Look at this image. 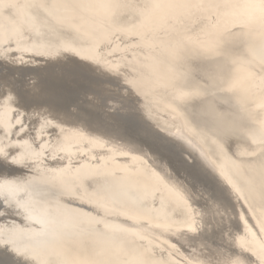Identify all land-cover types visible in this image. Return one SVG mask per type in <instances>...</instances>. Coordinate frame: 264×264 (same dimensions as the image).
<instances>
[{"label": "snow or ice", "instance_id": "obj_1", "mask_svg": "<svg viewBox=\"0 0 264 264\" xmlns=\"http://www.w3.org/2000/svg\"><path fill=\"white\" fill-rule=\"evenodd\" d=\"M0 254L264 264V0H0Z\"/></svg>", "mask_w": 264, "mask_h": 264}, {"label": "water", "instance_id": "obj_2", "mask_svg": "<svg viewBox=\"0 0 264 264\" xmlns=\"http://www.w3.org/2000/svg\"><path fill=\"white\" fill-rule=\"evenodd\" d=\"M197 155H198V153H197ZM0 258L3 260V259H5L6 257H4V255L3 254H0ZM9 261H11V259L9 258Z\"/></svg>", "mask_w": 264, "mask_h": 264}, {"label": "bare ground", "instance_id": "obj_3", "mask_svg": "<svg viewBox=\"0 0 264 264\" xmlns=\"http://www.w3.org/2000/svg\"><path fill=\"white\" fill-rule=\"evenodd\" d=\"M254 226V225H253ZM0 260H2L1 258H0ZM9 264H12V261H9Z\"/></svg>", "mask_w": 264, "mask_h": 264}]
</instances>
